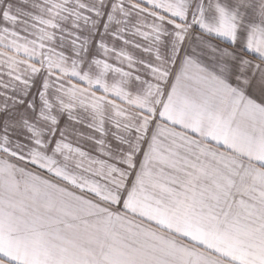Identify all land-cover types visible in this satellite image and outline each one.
Listing matches in <instances>:
<instances>
[{
	"label": "snow or ice",
	"instance_id": "snow-or-ice-1",
	"mask_svg": "<svg viewBox=\"0 0 264 264\" xmlns=\"http://www.w3.org/2000/svg\"><path fill=\"white\" fill-rule=\"evenodd\" d=\"M0 264H264V0H0Z\"/></svg>",
	"mask_w": 264,
	"mask_h": 264
}]
</instances>
